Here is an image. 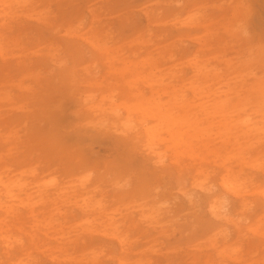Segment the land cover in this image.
Here are the masks:
<instances>
[{"label":"rangeland","instance_id":"obj_1","mask_svg":"<svg viewBox=\"0 0 264 264\" xmlns=\"http://www.w3.org/2000/svg\"><path fill=\"white\" fill-rule=\"evenodd\" d=\"M12 11V16L0 17V178L16 179V189L15 198L0 196V235L13 240L9 259L0 244V264L19 260L21 264H264V134L242 136L246 127L237 126L246 116L251 125L264 124V0H25ZM68 44L76 45L78 53L70 52ZM159 50L165 54L157 55ZM169 53L179 60L175 62ZM193 62L205 66L209 74L196 75ZM173 65L183 70L177 72L176 83L180 79L198 86V101L218 96L239 101V111L233 112L238 120L229 118L233 133L216 147L222 154L232 151L239 132L233 146L245 164L232 157L226 166L245 180L244 223L255 222L256 229L234 238L229 246L233 251L225 249L223 257L208 242L196 245L198 241L191 242L177 229L166 235L160 226L168 224V209L181 198H173L161 173L148 184V194L155 199L137 194L131 201L116 203L108 184L101 182L97 190L109 196L107 211L117 225H123L122 236L127 235V249L132 246V251L121 250L110 235L95 233L83 240L85 246L70 243L74 232L67 234L70 240L61 239L64 228L59 223L71 225L79 210L57 197L56 188L67 185L59 157L73 149L86 166L98 157L99 162L108 160L109 168L121 155L134 160L114 135L100 137L89 127L81 141L74 138L84 127V98L87 95L90 104H96L104 96V101L121 107L148 101L167 109ZM186 94L193 97L190 90ZM141 115L133 114V121L156 128L154 146L167 162L172 153L171 127L160 114ZM201 122L212 128L218 118ZM60 142L65 150H59ZM180 159L187 173L197 162L213 170V177L222 170L212 154L203 160L193 154ZM51 179L58 185L48 184ZM197 194L202 201L201 192ZM227 196L230 205L237 203L232 194ZM148 200L153 209L159 208V223L139 219V205ZM58 209L64 219L56 214ZM137 222L144 235L139 228L137 234Z\"/></svg>","mask_w":264,"mask_h":264},{"label":"bare ground","instance_id":"obj_2","mask_svg":"<svg viewBox=\"0 0 264 264\" xmlns=\"http://www.w3.org/2000/svg\"><path fill=\"white\" fill-rule=\"evenodd\" d=\"M17 3L18 1L16 0L9 1V3L0 0V17L12 16L14 6L25 3V0H22L19 4ZM68 49L70 52L78 53V47L74 44H68ZM164 54L161 50L157 51L159 56ZM169 56L175 62L179 60L173 53H169ZM176 66L170 67V71L176 70V72L172 74L173 83L167 88L166 94L169 97L168 103H166L167 109L161 110L158 106L150 105L148 101L133 105H129V103L121 107L112 104L110 100V102L104 101V96L96 104H90L87 95L84 98L83 102L86 106L84 127L74 134V138L81 141L84 134H86L83 130H89V127L93 128V132L100 137L114 135L115 139L122 142L124 148L129 149L130 155L134 156V160L121 155V157L117 158L114 166L109 168V161L99 162L100 159L98 157L96 159L93 158L91 166H86L77 151L73 149L66 150L64 152L65 155H63L64 158L59 157L62 164L65 165L64 174L67 178V185H61L56 188L57 197L64 205L72 206L79 210L77 218L72 215L75 222L71 225L66 226L64 223H59L60 228H64L60 229L62 231L61 239L67 238L70 240L71 236L67 234L74 232L75 237L70 243L85 246L83 241L85 238H90L95 233L104 234L113 237L121 250L127 249L128 242L125 239L127 235L122 236L124 229L121 226L123 225H117V220H114L113 215L107 211L109 196L106 197L102 192L97 194V190L101 186V182L108 184L114 190L111 199L116 203H124L125 200L131 201L133 196L137 194L142 198L152 196L155 199L153 194H148V184L150 185L161 173L166 175L171 185L173 198H181L179 203H174L172 208L168 209L170 213L167 216L168 224L160 226L163 229L162 232H165L166 235H169L170 231L173 233L177 229L182 236L191 240V242L198 241L196 245H203L208 242L215 254L223 257L226 252L225 249L234 248V246L229 247L233 244L232 240L234 238L241 237L245 230L256 229L254 227L255 222L250 225L244 223L247 216L244 215L243 211L248 205L245 180L241 178V174L234 173L230 168L231 166H226L229 161L235 158L239 163L245 164L241 161V157H236V154H240L239 148L233 146L237 142V137H240L239 132L235 135L236 142L233 140V145L230 147V149L234 147L232 151H226L225 154H222L220 152L221 147H216L218 144L221 146L220 144L227 140L226 137H231L229 134L233 133L234 126L229 124V118L231 121L238 120L233 118V112L239 111V101L232 102L228 98L221 96L198 101V96L196 95L198 86L196 87L194 84L189 86L190 83L180 82V79L176 83V79L183 71L181 67L176 69ZM192 66L196 75L200 73L209 74V70L205 66H198L197 62H193ZM178 71H180L179 75H177ZM189 87L191 88L189 89ZM188 90L192 92L193 97L186 94ZM120 109L122 111H119ZM135 113L140 116H142L141 114L147 116L160 114L161 120L171 127L172 132L169 137H171L172 153L169 155L167 162L162 160V156L154 146L156 143V128L144 126L142 120L134 122L133 114ZM210 117L218 118V122L212 128L201 122ZM250 120L248 116L238 120L237 126L246 127L244 130L242 129L241 135L264 134V124L261 126L251 125ZM240 123L243 125H240ZM209 129L210 132L215 129V131L213 130L214 133H209ZM81 149L84 151L88 150L87 147H81ZM59 150H65L61 142L59 143ZM226 150L229 149L226 148ZM185 154H193L199 160L205 159L207 154H212L215 157L213 162H217L222 168L220 175L217 173L213 177L211 175L213 170L208 171L202 168L198 162L187 173L184 170V163L180 159ZM73 155L76 156L73 157ZM76 158L77 161H75ZM49 183L52 186L58 185L56 179H51ZM23 187H25V184L22 185ZM72 188L74 189L73 193H69V189ZM15 189L16 179H13V177L0 178V196L15 198ZM198 192L202 194V201H200ZM262 192L264 196V191L262 190ZM227 193L234 196L237 201L236 204L230 205ZM96 195H99V197ZM72 198H74V201H71ZM153 199L152 203L162 201V198ZM33 202L36 203L35 201ZM152 205L150 200H148L147 205L142 203L139 205L137 214L144 223L151 219L150 223L160 222L156 218L159 214V208L153 209ZM127 208H131V206ZM127 208L126 211L128 210ZM54 210L55 208L50 211V218H53ZM60 210L62 209H58L56 214L64 219L65 214ZM146 212H150V217H148ZM126 218L130 217L127 216ZM95 221L98 222V225H102L95 226L97 225ZM140 224V222L135 224L137 234ZM65 229H70V231L64 232ZM139 231L140 235L145 234V230L139 228ZM0 237L3 253L9 259L10 253L8 254V252L13 240L5 235H0ZM153 247L154 245L150 249H153ZM132 249L133 247L129 246L127 250L132 251ZM237 250L239 249L237 248ZM9 264H21V260ZM119 264L122 263L119 262Z\"/></svg>","mask_w":264,"mask_h":264}]
</instances>
